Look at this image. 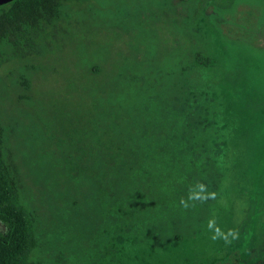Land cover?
I'll return each mask as SVG.
<instances>
[{"label":"rangeland","instance_id":"obj_1","mask_svg":"<svg viewBox=\"0 0 264 264\" xmlns=\"http://www.w3.org/2000/svg\"><path fill=\"white\" fill-rule=\"evenodd\" d=\"M197 1L87 0V23L81 19L83 12L76 14L64 39L54 37L46 56L6 59L0 50L4 57L0 58V117L16 139L10 140L15 157H19L16 141L23 152L31 154L30 161L22 162L24 168L40 161L53 175L58 168L50 154L53 144L69 147L67 132L76 122L94 124L87 112L98 114L97 98L107 106L141 108L147 104L148 93L142 92L138 81L146 75L145 68L154 72L152 76L160 70L158 74L171 79V68L179 61L175 51L188 41L183 26L176 27L177 11L190 19ZM202 5L201 18L196 24L186 22L185 29H196L198 41L211 42L222 65L199 67L196 86L208 83L218 93L224 88L221 78L231 76L244 84L254 100L264 93V0H209ZM66 17L71 19L69 14ZM146 22L152 23L146 24L150 30L145 33L141 26ZM101 61L128 69L137 81L130 86L96 88L101 79L93 71ZM25 82L30 84L28 91ZM161 83L157 78L156 84ZM172 83L169 80L165 85ZM150 94L155 95L153 90ZM247 118L261 120V131L256 139L242 143V148H229L225 164L216 173V187L202 193L183 192L186 195L177 213L182 224L173 232L180 240L167 243L162 238L156 245L152 237H145L146 221L143 238L130 233L119 236L117 221L105 216V203L86 207L81 203L76 209L60 206L59 218L48 215L54 225L46 227L44 222L39 227L43 235L37 251L43 264H250L263 258L264 107L257 118ZM43 184L48 187V182ZM29 186L40 194L35 183ZM45 203L41 207L46 208Z\"/></svg>","mask_w":264,"mask_h":264},{"label":"trees","instance_id":"obj_2","mask_svg":"<svg viewBox=\"0 0 264 264\" xmlns=\"http://www.w3.org/2000/svg\"><path fill=\"white\" fill-rule=\"evenodd\" d=\"M208 1L198 0L190 19L185 18L184 11H177L179 17L173 24L183 26L188 41L175 51L179 61L170 71L173 83L166 86L169 75L162 76L156 70L152 76L154 72L145 68L146 75L138 83L142 92L148 93V103L141 108L107 106L97 98L98 114L87 112L94 124L76 122L67 132L69 147L53 144L55 150L50 154L58 163L53 175L40 161L24 168L22 162L30 161L31 154L23 152L16 141L19 157H15L10 140L16 139L11 126L0 117V264H43L37 251L43 235L39 227L44 222L46 227L53 226L48 215L59 218L60 206L76 209L81 203L85 207L93 202L107 204L105 216L117 221L119 236L130 233L143 238L146 221L145 237H152L156 245L162 238L167 243L181 239L173 232L182 224L177 213L184 202L183 192L202 193L216 187V173L225 164L229 148H242V143L257 138L261 120L247 117L257 118L264 107V93L253 100L244 84L231 76L221 78L224 88L218 93L208 83L196 86L199 67L222 65L211 42L198 41L196 29H185L186 22L197 23L204 11L202 4ZM86 3L13 0L0 6V50H4L6 59L46 56L52 51L53 38L64 37L67 27L75 23L76 14L83 12L81 19L88 20ZM68 14L71 19L66 17ZM151 23L146 22L141 29L148 32L150 26L146 24ZM99 64L93 71L97 80L101 79L96 84L98 89L103 84L112 89L119 83L130 86L137 81L128 69L116 63ZM157 78L161 85L156 84ZM23 84L28 91L29 82ZM152 90L155 95L150 94ZM44 181L48 182L47 188ZM31 182L39 186L40 194L29 186ZM44 203L46 208L41 207ZM48 247L56 249L54 244ZM250 264H264V257Z\"/></svg>","mask_w":264,"mask_h":264},{"label":"water","instance_id":"obj_3","mask_svg":"<svg viewBox=\"0 0 264 264\" xmlns=\"http://www.w3.org/2000/svg\"><path fill=\"white\" fill-rule=\"evenodd\" d=\"M13 0H0V6L8 4L10 2H12Z\"/></svg>","mask_w":264,"mask_h":264},{"label":"clouds","instance_id":"obj_4","mask_svg":"<svg viewBox=\"0 0 264 264\" xmlns=\"http://www.w3.org/2000/svg\"><path fill=\"white\" fill-rule=\"evenodd\" d=\"M209 227H212V222H209Z\"/></svg>","mask_w":264,"mask_h":264}]
</instances>
